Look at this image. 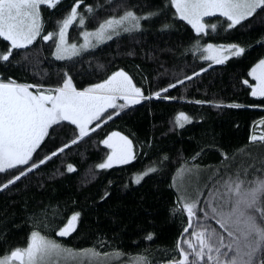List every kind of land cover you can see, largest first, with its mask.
Here are the masks:
<instances>
[{"label":"trees","instance_id":"16d2710c","mask_svg":"<svg viewBox=\"0 0 264 264\" xmlns=\"http://www.w3.org/2000/svg\"><path fill=\"white\" fill-rule=\"evenodd\" d=\"M76 2L62 0L55 8H44L43 35L52 32L53 40L39 38L27 49L12 50L10 62H0V80L40 85L45 90L61 84L67 73L74 86L83 90L122 70L152 98L109 109L94 123L100 127L75 144L72 140L79 137L75 126L67 122L54 126L33 160L39 163L54 151L57 155L7 188L3 185L26 171L32 161L0 173V257L25 248L31 233L38 231L74 250L95 249L102 256L119 253L115 264L170 263L180 258L178 242L187 250L182 242L191 239L197 228L223 232L216 218H207L212 216L209 202L219 203L210 193L223 191V182L229 176L235 178L237 171L243 175L247 169L251 178L264 169V143H250L252 135H264V98L253 97L249 87L256 84L249 73L264 60V9L233 28L221 20L216 32L197 35L178 19L169 0H83L80 8L88 15L90 30L128 11L158 15L144 20L139 31L57 60L55 33ZM208 44H235L245 51L238 57L229 54L217 64L204 59L203 48ZM9 47L0 39V54ZM181 112L191 119L182 128L175 123ZM109 113L112 118L106 120ZM113 132L132 141L135 159L100 169L97 165L111 152L103 140ZM69 165L75 171L69 172ZM153 167L155 172L139 184L134 182ZM185 170L199 175L196 191L189 195L180 194L176 187L177 175ZM200 195L192 227L185 233L188 216L183 205L198 201ZM74 213L80 214L76 231L67 237L56 235ZM149 234L151 240L146 238Z\"/></svg>","mask_w":264,"mask_h":264},{"label":"snow or ice","instance_id":"6c2138e0","mask_svg":"<svg viewBox=\"0 0 264 264\" xmlns=\"http://www.w3.org/2000/svg\"><path fill=\"white\" fill-rule=\"evenodd\" d=\"M82 2L83 0H77L69 15L60 22L55 33L58 36V42L54 41L57 60L71 59L79 54L77 45L68 43V29L74 23L84 25L85 18L77 12ZM59 3L60 0H0V39L10 45L0 54V62H10L12 50L27 49L37 41L38 37L45 42L53 40L52 32L42 35L44 27L41 6L55 8ZM170 6L175 9V15L179 20L185 21L197 35H200L207 34L208 30L215 32L217 29L216 23L205 21L206 17H223L230 22L228 27L233 28L252 16L257 9H264V0H170ZM87 11L91 12L92 9L87 8ZM155 15L158 13L150 14V16ZM147 18L149 17H137L133 12L128 11L119 19H108L101 23L95 36L103 40L109 30L115 31L116 26L127 21H132V27L139 29L140 20ZM164 27L168 28L169 25ZM124 31L130 29L125 28ZM88 35L91 34L85 33V38ZM111 38L110 34L107 35V39ZM244 51V48L235 44L221 45L219 48L208 44L203 48V52L206 53L204 59L217 64L224 63L229 58L227 55H222V52L238 57ZM249 75L256 81L255 86L249 85L252 88L251 95L264 98V60H260ZM244 83L248 84V81L245 80ZM175 86V84L170 85V87ZM32 88H36L37 91L35 93L30 91ZM41 88L40 85L0 80V173L16 169L18 166L29 165V161H32L26 171H20L19 175L5 183L3 188H7L9 184L15 183L21 176L58 154L54 151L51 155L40 159L39 163L33 160V154L50 135V129L55 131L54 126H60L65 122L75 126L79 132V137L72 140L75 144L78 139H83L90 134V131L94 132L100 127L99 124L91 129L89 126L94 121L100 120L109 109H123L128 105L139 104L142 100L152 98L145 96L141 88L137 87L129 75L122 70L113 73L103 82L83 90L74 86L73 79L67 73L58 86L43 91L40 90ZM164 91L168 89L165 88ZM155 96L159 98L160 92H156ZM118 100H123L125 103L118 105ZM196 103L204 102L196 101ZM228 107H240V105H228ZM115 114L119 115V112ZM111 118L112 113H109L106 120ZM190 122V117L183 112L175 118L176 125L181 128L185 123ZM257 141L264 143V135L251 136L250 143ZM103 144L111 152L103 163L97 165L100 169L128 164L135 159L132 141L118 132L109 135L103 140ZM68 146L64 145L59 152H63ZM156 170L154 167L148 169L142 175H137L134 182L139 184L144 176ZM68 171L72 172L75 169L69 165ZM258 171L260 174L251 178L248 177L247 169L243 175L237 171L234 174L235 178L229 176V179L223 182L221 185L223 191L217 189L214 193H210L213 200H219V203L209 202L212 216L207 218H216L223 232L217 233L215 229L201 226V231L191 234L197 241L196 244H193L191 239L184 240L182 243L187 245L186 250L178 242L177 250L180 258H173L170 264H264V169ZM197 203L198 201L194 200L183 205V211L188 216L185 232L192 227ZM79 215L74 213L56 235L67 237L76 231ZM146 238L151 240L152 235L149 234ZM62 253L69 256L100 255L95 249L74 253L72 249L64 248L55 240L33 231L27 246L16 248L10 255L0 258V264H13L14 261H19V264H51L50 258Z\"/></svg>","mask_w":264,"mask_h":264},{"label":"rangeland","instance_id":"374dc122","mask_svg":"<svg viewBox=\"0 0 264 264\" xmlns=\"http://www.w3.org/2000/svg\"><path fill=\"white\" fill-rule=\"evenodd\" d=\"M61 1L62 0H60V2ZM169 4H170V0H169ZM46 7H47L46 5H42L41 6L42 17H43V13H44V10H45L44 8H46ZM71 8L68 11V15H69V13L71 11ZM77 12H78V14L83 15V17L85 18V23H84L83 26H80L78 23H74L73 25H71L69 27V29H68V43L69 44H76L77 45V48L79 50V54L84 53L86 51H89V50H91V49H93V48H95V47H97V46H99V45H101V44H103V43L111 40L115 36H119L121 34L135 32V31L141 30L142 27H143V23L142 22L144 20H146V19H141L140 20V27H139V29H135V28L132 27V25H133V22L132 21H127V22L123 23L122 25L116 26L115 31L109 30V32L106 33L105 38L103 40H99L95 36V32L98 30V27L99 26L96 29H94V30L88 29L87 28V16L88 15H86L85 11H83L80 7L77 9ZM136 16L137 17H151L150 14H146V15H142V16L136 15ZM119 18L114 17L112 19H119ZM221 20L223 22H226V23H224L225 26H228V24L230 23V22H228L223 17H206L205 18V21H207V22L216 23L217 24V29L221 25ZM73 28H76V30H75L76 35H72V33H73L72 29ZM125 28L130 29V31H124ZM209 32L214 33L211 30H208L207 33H209ZM85 33H90L91 35H88L87 38H85ZM117 33H119V34H117ZM46 34H48V33H46ZM109 34L112 36L111 39H107V35H109ZM42 35H43V32H42ZM38 39H39V37H38ZM55 39H56V42H58V36L55 35ZM84 45H87V46L86 47H83ZM213 46L216 47V48H219V46H216V45H213ZM221 54L222 55H227L229 57V54L230 53H228V52H222ZM205 55H206V53H205ZM75 56H77V55H75ZM75 56H73V57H75ZM212 62H214V61H212ZM95 122L96 121H94L93 124H91L89 126L90 129L94 127V123ZM176 182H177L176 183V187H177V190H178V192L180 194H187V195H189V193L192 190H193V193H194L196 191V189H194V187H197L198 186V183L197 182H199L198 172H191V171H187V170L180 171L179 174L176 177ZM200 199H202L201 198V195L199 196L198 202L201 201ZM201 230H202V227L201 228H197L194 232H198V231H201ZM41 235H43V234H41ZM47 238H49V237H47ZM49 239L55 240L56 242H58L59 244H61L55 238H49ZM192 239H195V238L192 237L191 240ZM193 244H194V242H193ZM61 245L64 248H68V247L64 246L63 244H61ZM68 249H71V248H68ZM72 250H73L74 253H80V252L83 251V250H74V249H72ZM3 257L4 256H2L0 258H3ZM119 259L120 258L118 256H116V255H105V256H102L100 254L97 257H92L91 255H89V256H79V255H77V256H69V255H67L65 253H62V254H60L58 256L57 255H54V256H52L50 258L51 264H115L116 262H119ZM13 264H19V262L18 261H14ZM129 264H132V263L130 262Z\"/></svg>","mask_w":264,"mask_h":264},{"label":"flooded vegetation","instance_id":"af4514ba","mask_svg":"<svg viewBox=\"0 0 264 264\" xmlns=\"http://www.w3.org/2000/svg\"><path fill=\"white\" fill-rule=\"evenodd\" d=\"M30 91H33L35 93L37 91V89L36 88H32V89H30ZM41 91H43V90H41Z\"/></svg>","mask_w":264,"mask_h":264},{"label":"water","instance_id":"95a60500","mask_svg":"<svg viewBox=\"0 0 264 264\" xmlns=\"http://www.w3.org/2000/svg\"><path fill=\"white\" fill-rule=\"evenodd\" d=\"M188 231H189V229H188ZM188 231H187V232H188ZM187 232H185V233H187ZM185 233H184V234H185ZM18 262H19V261H18ZM166 264H170V263H166Z\"/></svg>","mask_w":264,"mask_h":264}]
</instances>
